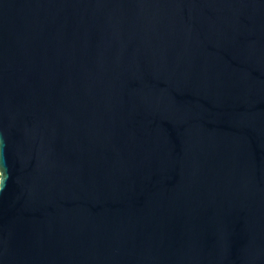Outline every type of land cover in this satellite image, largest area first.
<instances>
[{
	"label": "water",
	"instance_id": "obj_1",
	"mask_svg": "<svg viewBox=\"0 0 264 264\" xmlns=\"http://www.w3.org/2000/svg\"><path fill=\"white\" fill-rule=\"evenodd\" d=\"M0 264H264V0H0Z\"/></svg>",
	"mask_w": 264,
	"mask_h": 264
}]
</instances>
